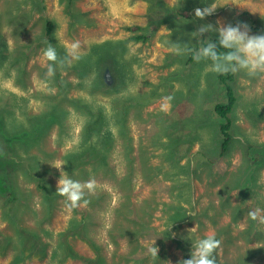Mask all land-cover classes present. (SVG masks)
<instances>
[{
  "label": "trees",
  "instance_id": "1",
  "mask_svg": "<svg viewBox=\"0 0 264 264\" xmlns=\"http://www.w3.org/2000/svg\"><path fill=\"white\" fill-rule=\"evenodd\" d=\"M5 1L8 5L5 7L3 4L2 9L0 7V69L3 70L4 75H7L6 64L1 63L11 56L8 68L13 70L9 72L10 77L17 86L21 87L26 77V68L22 65L26 62L29 53L41 52L42 48L51 44L56 49L58 57L62 58L65 55V48L55 35V20L44 16V0ZM210 1L183 0L181 4L179 0L172 5L165 0H147L148 22L146 25L126 26L128 30L134 32L128 39L146 42L152 38L161 24L168 23V26L177 33L182 31L180 23L191 24L193 34L188 39L192 44L185 60L186 65H191L195 51L206 45L210 39L216 40L218 37L215 32H209V35L205 33L202 37L195 36L194 33L195 27L203 24L191 10L203 9L211 4ZM62 2H64L63 12L68 17V25L73 29L83 21L84 13L74 6V0H62ZM23 4L28 5L27 12L21 7ZM20 14L26 15L20 17ZM35 14L41 15L43 21L41 33L35 37L34 44L37 46L27 41L18 43L11 55L2 28L10 26L14 31L27 29L29 21ZM242 14H246L249 27L255 34L264 33L263 16L252 18L246 11ZM239 22L245 21L239 18ZM5 23L8 26H5ZM217 51L226 50L218 47ZM128 54V46H125L123 39H107L92 43L82 58L73 61L70 66L78 79L77 84L86 93L84 95H69L68 87L71 81L60 78L64 67H57L53 77H45L50 84L49 89L35 92L27 90L28 94L22 95L16 91L0 88V210L2 218L13 230H17L15 226L20 220L14 215L13 205L18 203L20 206V201L25 204L21 198L20 180L31 181L41 191L42 204L47 212L45 216L48 217L55 197L61 196L55 192L56 185L48 181L45 176L48 175L47 171L50 167L44 165L43 161L49 162L53 151L44 147V139L52 129L57 128L58 132H63L64 120L74 113L79 118L80 129L75 142L61 157L62 172L81 182L88 178L104 179L111 185L114 194L118 195V202L113 208L112 220L107 228V236L116 253L120 251L121 237L127 238L131 248L127 251L124 247L120 255L123 259L113 260V263L132 261L135 264H149L153 262V258L157 260L149 254V247L154 245L158 248L162 246L164 240L170 239L180 252V258L175 262L177 264L181 259L190 258L192 243L205 235L198 237L191 230L183 229L185 225L199 221L202 211L197 209L193 199V179H200L204 167L213 166L220 158L228 155L237 138L235 120L232 117L238 102L236 76L230 72L218 74L226 100L218 101L213 106V111L220 118L211 125L219 134L217 147L212 145L209 150L204 147L208 137L205 138L207 134L203 128L207 125L202 126V123L197 121L190 122L191 120L184 116L179 118L175 116L180 113L175 108L178 100L173 101L171 111L153 113L155 129L149 131L144 129L145 136L141 137L143 144L135 145L128 134L129 114L149 105L163 91L173 90L176 71L163 78L162 91H155L152 87L154 85L151 84L145 97L131 91L120 93L127 82L134 80L135 72L133 64H129V58H132V63L137 60L135 56ZM167 57L172 58L174 54L170 53ZM106 69L113 78L111 85L106 84L103 79ZM103 96L108 97L105 103L102 101ZM32 98L39 99L37 112L30 107ZM191 115L194 119L193 113ZM187 120L190 121L186 122ZM147 124V119L145 124L144 121L140 122L142 126ZM242 137H244L242 143L247 145L244 151L246 159L229 190L238 189L239 194L243 196L242 201L249 198L252 199L253 204L250 207L245 205L244 208L243 203L232 205L225 199L223 209L231 211L230 223L215 235L221 240L220 232L232 228L231 222L236 224L244 219V227L239 230L245 232L247 241L254 242L256 246L248 256H264V226L248 216L251 208H264V191H260L261 188L264 189V184L258 181L259 169H253L261 165L264 160V142L256 141L252 144L247 136L242 135ZM194 143H199V146L191 152ZM34 148L40 152H33ZM157 149L158 152H154ZM113 152H117L115 156L118 166L115 167L111 165ZM156 157L158 160L155 159ZM142 180L150 184L152 196L134 201L132 197L134 182ZM158 191H165L168 200L157 199ZM95 194L87 195L85 199L93 204L101 197ZM160 204L161 208H159ZM159 209L162 211L163 228L154 225V217ZM21 224L20 232L27 234L30 227ZM92 225L93 217L88 213L87 208L80 210L79 218L72 216L65 231L56 232L57 243L52 248L50 260H47L46 264H55L53 260L58 262L56 264H64L68 258H79L82 264H111L103 252L104 243H100L96 236H92ZM42 231L48 236L52 234L44 227ZM69 234H75L84 241L93 255L85 256L73 250L67 240ZM35 235L38 241L33 237L31 244L28 240H22L19 243L20 248L29 250L30 255L34 257L46 256L48 254L46 242L38 233ZM35 241L39 245L35 244ZM10 243L9 234H5L0 229V254L4 253ZM26 245L29 247L27 248ZM15 263L16 260H12L9 264ZM216 264H230L227 259H220L219 249L216 253Z\"/></svg>",
  "mask_w": 264,
  "mask_h": 264
},
{
  "label": "rangeland",
  "instance_id": "2",
  "mask_svg": "<svg viewBox=\"0 0 264 264\" xmlns=\"http://www.w3.org/2000/svg\"><path fill=\"white\" fill-rule=\"evenodd\" d=\"M165 1L173 5L179 0ZM213 2L224 5L228 3V0L210 1V3ZM233 2L237 4L230 3L217 7L213 14L204 19L199 18L200 22L203 25L212 24L214 27L217 25V21L224 24L230 23L236 25L239 22V18H241L245 21L244 23L249 25L246 14H242L244 11L248 12L252 18L264 17V0H233ZM180 3L182 4L183 0H180ZM3 4L6 7L8 2L0 0L1 9ZM63 4L62 0H44V16L55 20V35L58 42L64 48L71 42L79 40L82 46L81 51L84 53L92 43L107 39H123L125 46H128L129 54L135 56L137 60L135 63H132V58H129V64H133L132 67L135 72L133 76L134 80L127 82L120 93L131 91L145 97L151 84L154 85L152 87H154L155 91H162L163 78L176 71L174 73L176 78L173 79L174 89L176 90L163 91L149 105L140 108L138 112L133 111L129 114L128 134L131 136L133 144H143L141 137L145 136L144 129L145 131L155 129L156 125L152 115L153 113L160 112V105L163 99L171 96V106L173 101L178 100L175 108L180 112L179 115L183 114L182 116L177 114L175 116L177 118L184 116L186 119L191 120H187L186 122L193 121L195 123L197 121L202 123V126L207 125V127L203 128L207 134L205 138L208 137V141L204 144V147L207 150L212 145L217 147L219 134L211 125H214L220 118L213 111V106L218 101H225L226 95L218 79V74L208 70L211 61L201 60L197 62L194 59L191 65L185 64L188 49L192 44V41L188 39L193 34V26L191 24L180 23L182 31L178 33L173 31L168 26V23L161 24L150 40L146 42L134 41L128 39L134 32L128 30L126 26L147 24V0H74V6L82 11L84 16H82L83 21L73 29L68 25V17L63 12ZM21 7L27 12L28 5L23 4ZM25 15L20 14V17H25ZM5 26L8 25L5 23ZM42 26L41 15L35 14L29 21L27 29L14 31L10 26L3 27L2 32L9 44L8 47L11 55L13 48L18 43L27 41L34 44L35 37L41 33ZM200 26L198 24L195 27L194 33ZM250 34H255V32L251 30ZM126 39L128 41H125ZM34 46L37 45L34 44ZM177 49H180V51L177 52ZM170 53H173L174 57H167ZM11 59L12 57L10 56L6 61L1 63L6 64L7 75H4L3 70L0 69V88H5L6 91L7 89L16 91L22 95H27V90L35 92L36 90L50 88V84L45 79L46 68L42 66L40 51L27 55L26 62L22 65L26 68V77L21 87L11 80L9 72L13 68H8ZM105 74L106 72L103 74L104 81L106 84L111 85L113 82L112 76L110 75L111 81L107 82ZM235 76L238 102L232 117L235 120L237 138L234 140L228 155L220 158L215 165L204 167L200 179H193V199L197 209L202 211L199 221L187 224L183 229H191L198 237L209 232L218 233L220 229L226 227L227 223H230L231 211L223 209L225 199L232 205L243 203L244 208L245 205L250 207L253 204L252 199L249 198L242 201L243 196L239 194L238 189L229 190V187L233 184L234 177L239 175L242 163L246 159L244 151L247 145L242 143L244 141L242 135L247 136L252 144H255L256 141L264 142V77H249L245 72L235 73ZM60 78L71 81L68 87L69 95L86 94L84 89L77 84L78 79L71 67L65 66L62 69ZM106 100H108V97L103 96L102 101L105 103ZM38 102L39 99L32 98L30 100V107L33 111L37 112L39 110ZM191 113H193L194 119ZM146 119L148 120V124L146 126L140 125V122H146ZM64 126L63 132H58L57 128L52 129L44 139V147L47 150L53 151L52 156L49 158L51 160L49 162L47 160L43 161L44 165L50 167V170L47 171L48 175L45 176L54 185H57L62 170L55 166H61L63 153L72 146L78 136L80 129L78 116L71 113L64 120ZM144 142H147L146 137L144 138ZM199 143L193 144L191 152L197 149ZM201 144H203V141ZM32 151L40 152L35 148ZM154 152H158V149ZM115 154L117 152L111 154L114 155L112 157L113 164L111 163L113 167L118 166ZM155 159L158 160L157 157ZM253 169H259L260 179L258 181L260 184H264V160L261 165H257ZM89 179L93 178L85 179L82 182ZM94 180L96 182L94 193L101 196L95 203L92 204L88 201L85 205L81 202L80 207L71 209L66 205L63 197H55L53 208L47 218L45 216L47 212L44 204H42L41 191L33 182L20 180L21 198L25 204L20 201V206L18 203L15 206L13 205L14 215L20 220L15 226V228H18L17 230H13L7 221L2 218L0 210V229L5 234H9L11 238V243L5 248L4 253L0 254V264H9L12 260H16L17 263L15 264H46V261L50 260L52 248L57 243L56 232L65 231L72 216L80 217V210L82 208H87L88 213L93 217L92 236H96V239L100 243H104L105 247L102 249L107 255L109 262L114 264L113 260L123 259L120 255L124 247L127 251L131 248L127 238L121 237L120 251L118 250L116 253L114 246L110 244L107 236V228L109 223H111L113 208L117 205L118 195L114 194L111 185L106 183L104 179L94 178ZM162 181L164 182V180ZM260 191L263 192L264 189L261 188ZM150 195L152 196L150 184L143 182V180L134 182L132 190L134 201H140ZM156 198L161 201H167L168 194L165 191H158ZM159 208H161V204ZM243 220L238 221L236 224L231 222L232 228L229 227L227 231L224 230L219 233L221 236L220 259H227L230 264H264V256H248L256 246L254 242L247 241L248 237L245 232L239 230V228L244 227L245 222ZM21 223L30 227V230H27V234L20 232ZM154 225L157 228H163L162 211L160 209L155 214ZM43 227L52 234L46 235L42 231ZM35 233H38L47 244L46 250L48 254L46 256L34 257L30 255L29 250H22L19 246L22 240H28L31 244L33 242L32 237L38 241ZM75 234L67 236L72 249L85 256L93 255L89 246ZM36 241L35 244L39 245ZM161 244L162 246L158 247V254L155 257L157 260L155 261L153 258V262L151 261L149 264H175L176 259L180 258L179 250L175 248L174 243L170 239L164 240ZM26 247L28 248L29 246L26 245ZM53 263L56 264L58 262L53 260ZM64 264H82V261L79 258H68ZM119 264L135 263L130 261L129 263Z\"/></svg>",
  "mask_w": 264,
  "mask_h": 264
},
{
  "label": "clouds",
  "instance_id": "3",
  "mask_svg": "<svg viewBox=\"0 0 264 264\" xmlns=\"http://www.w3.org/2000/svg\"><path fill=\"white\" fill-rule=\"evenodd\" d=\"M230 3L237 4L233 0H228V3L224 5ZM224 5L213 2L203 9L196 8L194 10L195 17L204 19L213 14L217 7ZM208 32H216L218 37L216 40L210 39L206 45L195 51L193 58L197 62L211 61L208 70L217 74L245 72L249 77H264V33L250 34L249 25L243 22L232 25L217 21L215 27L212 24L201 25L195 34L202 37ZM81 47L79 40L71 42L66 46L65 55L62 58L58 57L56 49L51 44L42 48L41 62L42 66L46 68V76L51 78L55 75L57 67H70L73 61L81 59L84 55ZM218 47H222L226 51L218 52ZM179 51L180 49H177V52ZM171 100V96L165 97L160 105V110L165 113L169 112ZM55 167L61 168V166ZM95 189L94 179L81 182L65 175L61 170L55 192L65 199L69 208L74 209L80 207L81 202L86 205L88 203V200L85 199L86 195L94 194ZM248 216L259 225L264 226V208L251 209ZM220 247L221 241L216 238L215 233H206L192 243L190 258L181 259L177 264H216V253ZM148 252L151 256L156 257L158 248L153 245L149 247Z\"/></svg>",
  "mask_w": 264,
  "mask_h": 264
},
{
  "label": "water",
  "instance_id": "4",
  "mask_svg": "<svg viewBox=\"0 0 264 264\" xmlns=\"http://www.w3.org/2000/svg\"><path fill=\"white\" fill-rule=\"evenodd\" d=\"M105 72H106V74H105L106 81L110 82L111 81V76H110V73H109L108 69Z\"/></svg>",
  "mask_w": 264,
  "mask_h": 264
},
{
  "label": "bare ground",
  "instance_id": "5",
  "mask_svg": "<svg viewBox=\"0 0 264 264\" xmlns=\"http://www.w3.org/2000/svg\"><path fill=\"white\" fill-rule=\"evenodd\" d=\"M145 123V122H144ZM154 133V132H153ZM246 184V183H245Z\"/></svg>",
  "mask_w": 264,
  "mask_h": 264
}]
</instances>
